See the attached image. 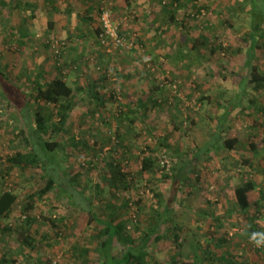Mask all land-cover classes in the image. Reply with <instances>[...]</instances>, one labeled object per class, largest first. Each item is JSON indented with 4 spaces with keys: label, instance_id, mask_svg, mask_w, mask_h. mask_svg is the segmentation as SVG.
Wrapping results in <instances>:
<instances>
[{
    "label": "rangeland",
    "instance_id": "374dc122",
    "mask_svg": "<svg viewBox=\"0 0 264 264\" xmlns=\"http://www.w3.org/2000/svg\"><path fill=\"white\" fill-rule=\"evenodd\" d=\"M24 1L0 0V67L25 91L33 112L42 106L55 121L57 108L35 99L37 81L61 72L76 90L74 110L52 140L60 143L57 156L64 169L79 172L78 183L94 209L128 220L127 231L138 235L133 225L139 222L141 231L148 230L171 201L169 222L149 246L165 264H264V250L254 249L251 241L253 234L264 235V170L253 171L248 163L264 168V92L248 89L242 105L230 109L250 74L249 23H264V0H149L155 5L142 10L131 0L118 1L114 10L106 0H94L98 19L91 39L75 31L68 39L53 40L43 24L31 25ZM103 8L110 10L129 47L101 44L97 29ZM21 27L27 38L20 36ZM256 36L254 65L264 75V28ZM197 38L203 43L195 49ZM95 83L99 92L113 95L107 108L91 100ZM12 85L6 90L15 96L19 89ZM130 110L133 122L118 117ZM22 127L18 110L0 94V192L9 189L19 196L9 220L16 225L26 215L27 196L43 183L41 169L7 165L9 156L27 150L17 135ZM233 136L238 137L235 147L226 149L225 139ZM143 152L154 156L153 168L145 172ZM112 160L121 161L137 180L116 196L106 181ZM244 174L258 182V222L251 219L255 209L245 214L236 203L234 188ZM107 198L115 207H107ZM29 214L36 218L30 230L35 247L25 246L16 231L0 235V264L100 261L86 215L56 191L37 200ZM76 245H86L89 253Z\"/></svg>",
    "mask_w": 264,
    "mask_h": 264
},
{
    "label": "trees",
    "instance_id": "16d2710c",
    "mask_svg": "<svg viewBox=\"0 0 264 264\" xmlns=\"http://www.w3.org/2000/svg\"><path fill=\"white\" fill-rule=\"evenodd\" d=\"M159 3L161 4L162 0ZM170 6L172 7L173 4ZM25 9L27 10V8ZM170 9V12L172 11L171 18L175 20V11L172 8ZM263 24L262 21L249 23V33L247 36L252 41L247 51L246 63L250 68V74L242 79L240 93L235 98V106L233 105L230 109L242 105L244 94L247 93L248 89H252L255 92H264V75L254 65L256 50L259 46L256 34L263 30ZM21 28L20 36L23 39L27 38L29 33L26 28ZM100 32L101 28H98L97 34ZM198 39L200 38H197L193 45L195 49L200 43H203L200 42L202 40L198 41ZM216 51V48L212 49V53ZM11 84L19 89V92L15 96L9 94L6 90V87L11 86ZM36 85V101H39L41 104L44 103L45 105H54L57 108V121L54 120L52 113L44 114L42 106L33 112L31 101L25 91L15 79H12L0 67V94L10 106L18 110L23 127L17 135L22 139L23 146L27 147L26 151L19 150L9 156L6 159L7 165L10 169L20 168L21 170H28L35 167L39 168L41 169V177L43 180V183L38 187V191L27 196V204L23 210L26 215L21 219L20 224L17 225L9 222V220L12 218L15 205L18 201V194L9 189L0 192V235H6L12 231H16L21 239L20 241L25 246L35 247V240L30 230L36 218L29 214V211L35 208L37 200L42 199L52 191H56L59 196L67 200L69 207L76 208L86 215L87 224L93 227L96 232L91 236L92 239L97 240L95 248L100 256V261L96 264H165V261L154 254L149 249V246L153 239H160L161 236L159 233L161 232V225L169 222L168 215L173 210L172 202L170 201L165 206L162 214L159 213L158 216L152 218L148 230L141 231L140 223H135L133 227L138 235L131 234L127 231L128 220H118L117 217H104L102 214H99L94 209L90 194L81 188L78 183L79 172L69 173L58 161L57 155L60 143L52 140L53 134L62 130L71 112L74 110V94L76 90L68 83L65 75L61 72L53 75L49 80L41 77ZM96 85L97 83L91 86V100L96 103L98 108H107L110 106V99L113 98V95L111 93L103 94L99 92L96 89ZM18 98L23 100V109L21 106L22 102H19ZM130 112L131 110L128 112L120 111L118 117L130 119V122H133L135 116H132ZM228 113H230V110ZM237 141V136L227 138L225 139L224 147L226 149H233ZM251 145L254 149L256 148L254 142H251ZM143 153L144 157L141 169L145 172L153 168L154 156L146 155L145 152ZM245 161L247 162V160ZM108 165L110 166V178L106 179V181H109V185L113 189V196H116L118 191H128L136 185V178L129 169H124L121 161L112 160ZM234 196L238 207L243 213L247 214L249 211L255 209L251 219L258 222V214L262 208V196L254 178L244 174L241 184L234 188ZM123 201L124 207L129 208V200L123 199ZM141 203L142 199L137 200L138 207H140ZM106 205L108 208L115 207L109 198L106 200ZM50 221L54 227L64 230L65 225L61 226L55 219H51ZM254 225L257 227V223ZM75 247L82 254L89 253L90 250L86 245H79L78 247L76 245Z\"/></svg>",
    "mask_w": 264,
    "mask_h": 264
},
{
    "label": "crops",
    "instance_id": "0c3cea01",
    "mask_svg": "<svg viewBox=\"0 0 264 264\" xmlns=\"http://www.w3.org/2000/svg\"><path fill=\"white\" fill-rule=\"evenodd\" d=\"M118 1L121 0H106L107 5L113 10L118 5ZM131 1L134 5L138 4L141 10L143 7L150 9L151 3H153L151 1L149 2V0ZM128 5L130 6L129 2ZM152 5L154 6L155 4L153 3ZM19 6L16 5L14 8H19ZM21 6L23 9L27 8L31 25L43 24V29L48 30V35H50L49 39L52 40L55 37H65L68 39L73 36L75 31H79L82 33L81 35L86 34V38L91 39V27L95 25V20L98 19L96 11H94L97 2L94 0H42L41 2L26 0ZM150 18L152 19L153 16ZM170 19L172 20L171 15ZM80 23L82 24L81 26ZM50 24L52 25L50 26ZM248 163L253 171H257L258 169L264 170V168H256V164L251 160Z\"/></svg>",
    "mask_w": 264,
    "mask_h": 264
},
{
    "label": "built area",
    "instance_id": "2783aa9c",
    "mask_svg": "<svg viewBox=\"0 0 264 264\" xmlns=\"http://www.w3.org/2000/svg\"><path fill=\"white\" fill-rule=\"evenodd\" d=\"M101 21V32L99 33V41L104 47L107 48H126L129 47L127 39L121 35L118 25L114 22L111 17L110 10L108 8H103L100 16ZM111 51L110 49H108ZM259 239V238H258ZM253 247L256 250H264V244L257 246L253 240ZM56 262L54 261L53 264Z\"/></svg>",
    "mask_w": 264,
    "mask_h": 264
},
{
    "label": "clouds",
    "instance_id": "9594fccd",
    "mask_svg": "<svg viewBox=\"0 0 264 264\" xmlns=\"http://www.w3.org/2000/svg\"><path fill=\"white\" fill-rule=\"evenodd\" d=\"M258 235L259 234H253L252 240L257 246H260L261 244H264V235H260L259 239L257 238Z\"/></svg>",
    "mask_w": 264,
    "mask_h": 264
}]
</instances>
